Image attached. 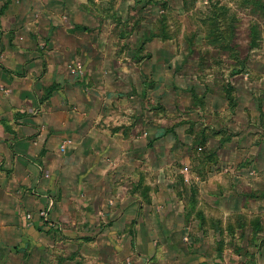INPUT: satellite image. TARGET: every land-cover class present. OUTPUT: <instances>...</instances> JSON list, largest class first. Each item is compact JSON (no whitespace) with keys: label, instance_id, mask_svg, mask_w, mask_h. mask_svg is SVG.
Here are the masks:
<instances>
[{"label":"rangeland","instance_id":"1","mask_svg":"<svg viewBox=\"0 0 264 264\" xmlns=\"http://www.w3.org/2000/svg\"><path fill=\"white\" fill-rule=\"evenodd\" d=\"M53 2L44 5L57 18L45 24L37 14L35 23H50L55 33L33 32L32 46L47 57L51 51L43 50L54 46L52 58L71 86L100 91L102 124L125 116L126 133L150 142L127 150V170L146 175L132 181L121 175L124 165L113 166L138 210L118 234L124 238L97 245L101 263L108 254L117 264L128 261L137 245L134 223L147 220L151 251L168 253V264L177 263L170 259L176 252L183 262L199 255L188 264H257L264 247V142L251 143L264 137V0ZM91 76L100 79L90 83ZM60 148L75 149L70 139Z\"/></svg>","mask_w":264,"mask_h":264},{"label":"crops","instance_id":"2","mask_svg":"<svg viewBox=\"0 0 264 264\" xmlns=\"http://www.w3.org/2000/svg\"><path fill=\"white\" fill-rule=\"evenodd\" d=\"M47 1L69 0H0V264H117L110 259L113 254L101 263L97 245L124 238L118 234L132 224L138 205L125 196L126 186L117 184L121 176L114 168L124 165L121 175L138 178L140 173L133 176L127 170V164L132 165L127 150L136 141L144 147L150 142L126 133L130 125L125 116L119 124L116 115V122L110 117L102 124L95 101L100 91L71 86L61 61L52 58L54 46L43 50L51 51L49 57L32 46L33 32L55 33L52 24L44 26L57 18L44 5ZM37 14L45 24L36 25ZM75 18L79 23L81 17ZM96 79L100 77L89 81ZM253 124L254 131L260 130ZM121 125L125 128L119 132ZM66 139L75 147L72 152L60 148ZM259 139L264 137L251 144L259 146L264 142ZM121 152L124 155L116 157ZM104 195L113 196L112 201L106 202ZM40 211L47 212L46 219L39 218ZM134 224L136 251L127 253L129 260L122 264H168V253L151 251L154 237L148 221ZM51 228L62 234H47ZM55 240L66 247H55ZM197 256L183 262L176 252L170 259L176 258L172 264H188ZM256 258L257 264H264V247Z\"/></svg>","mask_w":264,"mask_h":264},{"label":"built area","instance_id":"3","mask_svg":"<svg viewBox=\"0 0 264 264\" xmlns=\"http://www.w3.org/2000/svg\"><path fill=\"white\" fill-rule=\"evenodd\" d=\"M41 216L46 217L44 212L41 213Z\"/></svg>","mask_w":264,"mask_h":264}]
</instances>
